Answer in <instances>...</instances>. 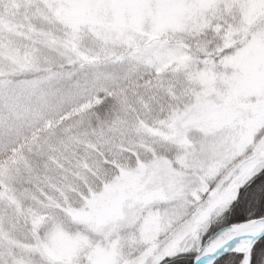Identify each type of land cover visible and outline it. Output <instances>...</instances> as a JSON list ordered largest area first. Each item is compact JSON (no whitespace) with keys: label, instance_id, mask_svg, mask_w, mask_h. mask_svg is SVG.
Here are the masks:
<instances>
[{"label":"snow or ice","instance_id":"obj_1","mask_svg":"<svg viewBox=\"0 0 264 264\" xmlns=\"http://www.w3.org/2000/svg\"><path fill=\"white\" fill-rule=\"evenodd\" d=\"M0 264H264V0H0Z\"/></svg>","mask_w":264,"mask_h":264}]
</instances>
